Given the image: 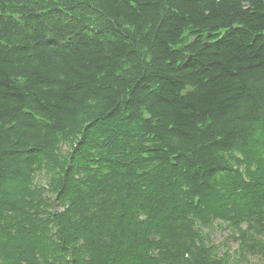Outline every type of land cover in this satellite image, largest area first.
<instances>
[{
	"label": "trees",
	"instance_id": "obj_1",
	"mask_svg": "<svg viewBox=\"0 0 264 264\" xmlns=\"http://www.w3.org/2000/svg\"><path fill=\"white\" fill-rule=\"evenodd\" d=\"M250 257L264 0H0V264Z\"/></svg>",
	"mask_w": 264,
	"mask_h": 264
},
{
	"label": "rangeland",
	"instance_id": "obj_2",
	"mask_svg": "<svg viewBox=\"0 0 264 264\" xmlns=\"http://www.w3.org/2000/svg\"><path fill=\"white\" fill-rule=\"evenodd\" d=\"M229 233L230 232L228 230H225L221 227H217L213 231H211L212 241L214 244L218 246H222L221 248L222 253L228 249V245L232 247V251L237 247V245L234 242H231V240L229 242L226 241ZM223 243H226L227 245L223 246ZM233 261H235L234 258ZM246 264H264V260L261 258L250 257L248 260H246Z\"/></svg>",
	"mask_w": 264,
	"mask_h": 264
},
{
	"label": "water",
	"instance_id": "obj_3",
	"mask_svg": "<svg viewBox=\"0 0 264 264\" xmlns=\"http://www.w3.org/2000/svg\"><path fill=\"white\" fill-rule=\"evenodd\" d=\"M50 42L57 43V41L55 39L50 40Z\"/></svg>",
	"mask_w": 264,
	"mask_h": 264
}]
</instances>
